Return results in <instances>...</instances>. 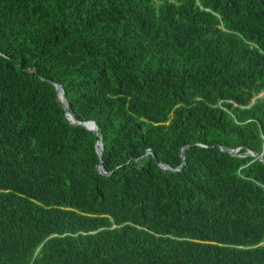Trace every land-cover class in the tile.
<instances>
[{
	"label": "trees",
	"instance_id": "1",
	"mask_svg": "<svg viewBox=\"0 0 264 264\" xmlns=\"http://www.w3.org/2000/svg\"><path fill=\"white\" fill-rule=\"evenodd\" d=\"M250 151L264 0H0V264H264Z\"/></svg>",
	"mask_w": 264,
	"mask_h": 264
},
{
	"label": "water",
	"instance_id": "2",
	"mask_svg": "<svg viewBox=\"0 0 264 264\" xmlns=\"http://www.w3.org/2000/svg\"><path fill=\"white\" fill-rule=\"evenodd\" d=\"M54 85H55L56 90H57V92H58V99L60 100V102H61L62 105H63L64 110L66 111V117H67V119H68L72 124H75V125H82L85 129H87V130H89V131L95 133L96 135H98V125H97L96 122H92V121H91V122H81V121H79V120L74 116L73 113H72L73 116H74L73 119H71V118L68 116V108H69V106H68V102H67V100H66V98H65V96H64V89L62 88V86H61L60 84H57V83H56V84H54ZM87 123H92V124H94V126H95L94 129H88V128L86 127V124H87ZM96 147H97V152H98V154H99V157H100V159H101V164H100L99 167H98V171H99L101 174H103V175H109V174L105 171L104 166H103L104 146H103L102 140H99V141L97 142ZM188 148H189V146L186 147V148H184L183 151H182L183 163H182V165H181L179 168H177V169H171L169 166H167V165H165V164H161L162 168H164V169H166V170H172V171H175V172H176V171H181V170L183 169L184 165L186 164V150H187ZM239 150H240V149H238V150H233V151L231 152V154H232L233 156H236V155H238ZM148 153H149V154H152L151 151H148ZM250 153H251L252 156H255L257 159H259V160L264 164V158H263L262 156H258L256 153H254V152H252V151H250Z\"/></svg>",
	"mask_w": 264,
	"mask_h": 264
},
{
	"label": "bare ground",
	"instance_id": "3",
	"mask_svg": "<svg viewBox=\"0 0 264 264\" xmlns=\"http://www.w3.org/2000/svg\"><path fill=\"white\" fill-rule=\"evenodd\" d=\"M68 116L71 118V119H73L74 118V116L72 115V114H70L69 112H68ZM86 127L87 128H90V129H94V124H92V123H87L86 124Z\"/></svg>",
	"mask_w": 264,
	"mask_h": 264
}]
</instances>
